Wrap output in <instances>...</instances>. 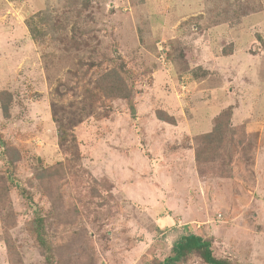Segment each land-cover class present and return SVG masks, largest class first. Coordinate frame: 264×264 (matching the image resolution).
<instances>
[{
	"label": "rangeland",
	"instance_id": "obj_1",
	"mask_svg": "<svg viewBox=\"0 0 264 264\" xmlns=\"http://www.w3.org/2000/svg\"><path fill=\"white\" fill-rule=\"evenodd\" d=\"M120 67L135 93L111 100L96 79ZM1 92L0 264H161L191 233L264 264V0H0ZM228 109L251 134L199 169L198 137ZM60 163L54 205L33 174Z\"/></svg>",
	"mask_w": 264,
	"mask_h": 264
},
{
	"label": "trees",
	"instance_id": "obj_2",
	"mask_svg": "<svg viewBox=\"0 0 264 264\" xmlns=\"http://www.w3.org/2000/svg\"><path fill=\"white\" fill-rule=\"evenodd\" d=\"M227 49L228 48H224V54L228 53L226 52ZM132 81L131 72L129 70H125L123 67L107 70L96 79L101 93L111 100L131 98L135 93L133 85L130 84V82L133 83ZM0 103L4 117L9 118L11 116V94L8 96L7 92H1ZM131 108L132 117L135 118V108ZM157 114L160 120L170 124H176L174 117L168 115L166 112L157 111ZM225 114H227V118H225ZM231 116V109L220 113L214 118L213 130L198 137V146L195 149V161L199 169H201L203 165L211 164L224 159V155L222 153L224 147L231 148L234 143L240 145V142L237 140L239 139L238 137L242 135L241 137L243 140V134H251L246 131L245 126L240 128L239 131L234 130V132L231 133L233 128L231 125H228V123H230ZM227 135H231L229 140H227ZM236 135L237 138H235ZM60 139L62 141V137H60ZM3 155L5 162L10 166L11 172L15 171L16 165L23 159V153L14 146H7ZM225 159L231 163L230 158ZM226 166L227 169L230 170L231 164L227 163ZM213 167L214 166H210L211 169H213ZM63 174L64 165L62 163L36 170L33 174L34 179L41 185L42 191L45 194L50 195V199L54 205L57 202L58 194L53 195V193L57 189L59 177L63 176ZM230 175H232V173H230ZM9 192L10 187L7 185L0 188L1 206L7 207L9 205ZM29 199L32 200L31 198ZM38 212L39 211L35 212L36 215L33 223L31 224V230L36 235V240L38 241L41 251L43 253H49L51 252V243L46 240L47 233L45 232V222ZM211 244L210 239H205L194 233L182 235V237L174 243L172 253L166 257L161 264H178L179 262L186 263L194 254L199 256V258L207 264H240L233 263L228 259L216 257L213 254Z\"/></svg>",
	"mask_w": 264,
	"mask_h": 264
}]
</instances>
